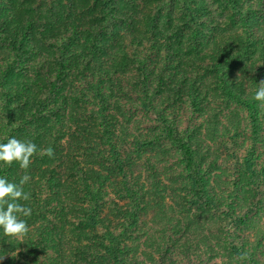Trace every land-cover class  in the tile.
Wrapping results in <instances>:
<instances>
[{
    "label": "trees",
    "instance_id": "trees-1",
    "mask_svg": "<svg viewBox=\"0 0 264 264\" xmlns=\"http://www.w3.org/2000/svg\"><path fill=\"white\" fill-rule=\"evenodd\" d=\"M262 80L264 0H0V264H264Z\"/></svg>",
    "mask_w": 264,
    "mask_h": 264
},
{
    "label": "clouds",
    "instance_id": "clouds-1",
    "mask_svg": "<svg viewBox=\"0 0 264 264\" xmlns=\"http://www.w3.org/2000/svg\"><path fill=\"white\" fill-rule=\"evenodd\" d=\"M257 85L258 88L253 99L264 104V80ZM37 154V145L31 140H19L12 137L8 139L7 143H0V163L7 166L16 162L20 168L27 170L32 163V157ZM39 154L47 155L49 158H53L55 155L51 147L41 149ZM29 179L28 175H24L19 184H16L9 182L5 177H0V228L3 229L6 236L20 238L29 231L26 220L21 219V216H31L32 209L19 203L20 200L28 201L31 198V193H27L23 189V185ZM248 258L247 252L241 254L242 260Z\"/></svg>",
    "mask_w": 264,
    "mask_h": 264
}]
</instances>
